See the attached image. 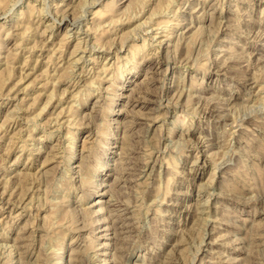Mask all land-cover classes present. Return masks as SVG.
<instances>
[{
  "label": "rangeland",
  "instance_id": "rangeland-1",
  "mask_svg": "<svg viewBox=\"0 0 264 264\" xmlns=\"http://www.w3.org/2000/svg\"><path fill=\"white\" fill-rule=\"evenodd\" d=\"M4 1L0 264H264V0Z\"/></svg>",
  "mask_w": 264,
  "mask_h": 264
},
{
  "label": "bare ground",
  "instance_id": "bare-ground-1",
  "mask_svg": "<svg viewBox=\"0 0 264 264\" xmlns=\"http://www.w3.org/2000/svg\"><path fill=\"white\" fill-rule=\"evenodd\" d=\"M1 1L3 2L4 0H0V5H1ZM52 1V0H51ZM82 1V0H81ZM162 1V0H161ZM5 2V1H4ZM3 2V3H4ZM10 2V1H9ZM171 2H172V0H171ZM170 2V3H171ZM2 3V4H3ZM6 3H7V0H6ZM5 3V4H6ZM50 3V2H49ZM161 4H162V2H160ZM166 3V2H165ZM188 3V2H187ZM186 3V4H187ZM8 4V3H7ZM6 4V5H7ZM44 4H46L45 2H44ZM79 4V3H78ZM82 4H83V2H82ZM100 4V3H99ZM159 4V3H158ZM4 5V4H3ZM5 5V6H6ZM160 5V4H159ZM169 6V5H168ZM51 7V6H50ZM54 7V6H53ZM58 7V6H57ZM81 7V6H80ZM208 7V6H207ZM3 8V7H2ZM6 8V7H5ZM169 9V8H168ZM153 10V9H152ZM10 11V10H9ZM154 11H156V10H154ZM110 13V12H109ZM151 13H153V11L151 12ZM157 14H158V12H156ZM213 13V12H212ZM4 14V13H3ZM39 14V13H38ZM96 14H97V16H99V18L101 17V19L102 18H104L105 16H106V12L105 11H103V9L101 10V8L100 9H97V11H96ZM155 14V13H154ZM65 14H63V16H64ZM109 15V14H108ZM107 15V16H108ZM156 15V14H155ZM136 16V15H135ZM198 16V15H197ZM109 17H111V16H109ZM217 17V16H216ZM28 18H30V17H28ZM218 18V17H217ZM30 20V19H29ZM40 21H41V19H40ZM53 21V20H52ZM68 21V20H67ZM151 21V20H150ZM210 21V20H209ZM214 21V20H213ZM142 22V21H141ZM160 22V21H159ZM158 22V23H159ZM163 22V21H162ZM170 22V21H169ZM222 22V21H221ZM74 23V22H73ZM92 23V22H91ZM168 22H163V24H167ZM1 24V23H0ZM95 24V23H94ZM104 24V23H103ZM102 24V25H103ZM140 24V23H139ZM145 24V23H144ZM151 24V23H150ZM20 26H21V24H19ZM99 25V24H98ZM158 25H161V24H158ZM191 25V24H190ZM39 26V25H38ZM89 26V25H88ZM204 26V25H203ZM3 27V26H2ZM15 27V26H14ZM18 27V26H17ZM27 27H28V25H27ZM26 27V28H27ZM97 27V26H96ZM95 26H94V28H96ZM99 27V26H98ZM141 27V26H140ZM165 27V26H164ZM196 27V26H195ZM25 28V27H24ZM25 28V29H26ZM143 28V27H142ZM149 28V27H148ZM200 28H201V26H200ZM29 29V28H28ZM35 29V28H34ZM96 29H98V28H96ZM151 29V28H150ZM2 30V29H1ZM155 30V29H154ZM185 30V29H184ZM10 31H11V29H10ZM107 31V30H106ZM27 32V31H26ZM22 33V32H21ZM24 33V32H23ZM42 33V32H41ZM101 34H102V32H101ZM164 34V33H163ZM178 34V33H177ZM124 35V34H123ZM24 36H26V35H24ZM63 36V35H62ZM65 36V35H64ZM122 36V35H121ZM173 36V35H172ZM180 36V35H179ZM51 37V36H50ZM44 38V37H43ZM125 38V37H124ZM82 39V38H81ZM163 40V39H162ZM60 41V40H59ZM86 41H87V39H86ZM19 42V41H18ZM22 42V41H21ZM48 42V41H47ZM63 42V41H62ZM98 42V41H97ZM20 43V42H19ZM38 43V42H37ZM80 43V42H79ZM94 43V42H93ZM92 43V44H93ZM76 44H77V42H76ZM91 44V43H90ZM101 44V43H100ZM159 44H160V42H159ZM2 45V44H1ZM78 45V44H77ZM99 45V44H98ZM135 45V44H134ZM5 46V45H4ZM16 46V45H15ZM39 46V45H38ZM53 46V45H52ZM59 46H61V41H60V45ZM141 46V45H140ZM139 45H136V46H134V51H133V57L134 58H136L137 57V54H138V52L141 50V49H143V48H141V49H139V47H140ZM1 47V46H0ZM3 47V46H2ZM19 47H20V45H19ZM33 47V46H32ZM35 47V46H34ZM41 47V46H40ZM77 47V46H76ZM99 47V46H98ZM108 47V46H107ZM107 47H106V49H107ZM101 48H103V47H101ZM100 48V49H101ZM4 49V48H3ZM3 49H2V51H3ZM7 49V48H6ZM31 49V48H30ZM75 49V48H74ZM86 49V48H85ZM109 49V48H108ZM83 50H84V47H83ZM1 51V50H0ZM19 51V50H18ZM56 51V50H55ZM132 51V50H131ZM54 52V51H53ZM73 52V51H72ZM84 52V51H83ZM82 52V53H83ZM223 52V51H222ZM248 52V51H247ZM0 53H2V52H0ZM16 53V52H15ZM15 53H13V56H14V54ZM132 53V52H131ZM245 53V52H244ZM54 54V53H53ZM59 54H61V53H59ZM236 54V53H235ZM247 54V53H246ZM9 55V54H8ZM71 55V54H70ZM75 55V54H74ZM241 55V54H240ZM49 56V55H48ZM125 56H126V54H125ZM11 57V56H10ZM60 57V56H59ZM117 57V56H116ZM123 57V56H122ZM259 57H261V55L259 56ZM133 58V59H134ZM231 58V57H230ZM7 59V58H6ZM24 59V58H23ZM56 59V58H55ZM58 59V58H57ZM65 59V58H64ZM89 59V58H88ZM99 59V58H98ZM233 59H235V58H233ZM259 59V58H258ZM45 60V59H44ZM78 60V59H77ZM248 60L250 61V59L248 58ZM260 60V59H259ZM235 61V60H234ZM251 62V61H250ZM226 63V62H225ZM36 64V63H35ZM48 64V63H47ZM75 64V63H74ZM105 64V63H104ZM224 64V63H223ZM21 65V64H20ZM115 65V64H114ZM34 66V65H33ZM73 66V65H72ZM248 66V65H247ZM251 66V65H250ZM5 67V66H4ZM14 67V66H13ZM46 67V66H45ZM68 67V66H67ZM70 67V66H69ZM94 67V66H93ZM100 67V66H99ZM103 67V66H102ZM105 67H107V65L105 66ZM104 67V68H105ZM108 67H110V65L108 66ZM221 67V66H220ZM10 68V67H9ZM32 68V67H31ZM103 68V69H104ZM7 69V68H6ZM14 69V68H13ZM47 69V68H46ZM69 69V68H68ZM67 69V70H68ZM71 69V68H70ZM91 69V68H90ZM98 69V68H97ZM103 69H101L102 71H103ZM106 69V68H105ZM108 69V68H107ZM106 69V70H107ZM3 70H5V68H3ZM9 70V69H8ZM16 70V69H15ZM65 70V69H64ZM89 70V69H88ZM12 71V70H11ZM45 71V70H44ZM43 71V72H44ZM69 71V70H68ZM72 71V70H71ZM90 71V70H89ZM108 71H109V69H108ZM112 71V70H111ZM243 71V70H242ZM1 72V71H0ZM10 72V71H9ZM8 72V73H9ZM16 72V71H15ZM30 72V71H29ZM32 72V71H31ZM46 72V71H45ZM82 72V71H81ZM105 72V71H104ZM114 72V71H113ZM12 73V72H11ZM54 73V72H53ZM67 72H65V74H66ZM64 74V73H63ZM135 74V73H134ZM4 75V74H3ZM9 75V74H8ZM40 75V74H39ZM46 75V74H45ZM1 76V75H0ZM10 76V75H9ZM20 76V75H19ZM53 76H55V75H53ZM58 76V75H57ZM88 76V75H87ZM100 76V75H99ZM103 76V75H102ZM232 76V75H231ZM238 76V75H237ZM37 77V76H36ZM43 77V76H42ZM38 78V77H37ZM45 78V77H44ZM51 78V77H50ZM53 78V77H52ZM96 78V77H95ZM97 78H99V80H100V84L102 83V80H103V78L102 77H97ZM108 78H109V76H108ZM1 79H3V78H1ZM59 79H60V77H59ZM106 79V78H105ZM6 80V79H5ZM20 80V79H19ZM47 80V79H46ZM94 80V79H93ZM96 80H98V79H96ZM204 80V79H203ZM18 81V80H17ZM21 81V80H20ZM49 81V80H48ZM91 81V80H90ZM5 82V81H4ZM46 82V81H45ZM89 82V81H88ZM97 82V81H96ZM19 83V82H18ZM18 83H16V84H18ZM95 83V82H94ZM46 84V83H45ZM74 84V83H73ZM83 84V83H82ZM99 84V85H100ZM185 84V83H184ZM1 85V84H0ZM43 85V84H42ZM55 85V84H54ZM94 85H96V84H94ZM253 85V84H252ZM4 86V85H3ZM2 86V87H3ZM15 86H17V85H15ZM14 86V87H15ZM26 86V85H25ZM101 86V85H100ZM137 86V85H136ZM262 86H264V85H262ZM2 87H1V89H2ZM72 87H73V85H72ZM96 87H98V86H96ZM102 87V86H101ZM135 87V86H134ZM179 87V86H178ZM139 88V87H138ZM13 89V88H12ZM16 89V88H15ZM45 89V88H44ZM58 89V88H57ZM66 89H68V88H66ZM73 89V88H72ZM97 89V88H96ZM134 89V88H133ZM140 89V88H139ZM10 90V89H9ZM9 90H7L8 92H9ZM20 91H21V89H19ZM63 90V89H62ZM98 90H99V88H98ZM181 90H183V89H181ZM16 91V90H15ZM23 91V90H22ZM69 91V90H68ZM79 91V90H78ZM84 91V90H83ZM138 91V90H137ZM7 92V93H8ZM26 92V91H25ZM64 92H66V91H64ZM71 92V91H70ZM85 92V91H84ZM197 92V91H196ZM250 92H253V91H250ZM78 93V92H77ZM101 93V92H100ZM113 93V92H112ZM133 93H134V91H133ZM9 94V93H8ZM40 94H41V92H40ZM47 94V93H46ZM53 94H54V92H53ZM56 94V93H55ZM61 94H62V92H61ZM64 94V93H63ZM181 94V93H180ZM215 94V93H214ZM15 95V94H14ZM13 95V96H14ZM17 95V94H16ZM75 95V94H74ZM73 95V96H74ZM106 95V94H105ZM179 95V94H178ZM63 95H61V97H62ZM77 96V95H76ZM191 96V95H190ZM220 96V95H219ZM6 97V96H5ZM130 97V96H129ZM178 97V96H177ZM198 97V96H197ZM206 97V96H205ZM212 97V96H211ZM36 98V96H34V99ZM39 97H38V95H37V98L35 99V100H37ZM70 98V97H69ZM232 98V97H231ZM14 99V98H13ZM20 99V98H19ZM26 99V98H25ZM41 99V98H40ZM193 99V98H192ZM208 99V98H207ZM214 99V98H213ZM243 99H245V98H243ZM264 99V98H263ZM20 100H22V99H20ZM96 100V99H95ZM108 100H109V107H111V104L113 103V98H108ZM145 100V99H144ZM167 100V99H166ZM206 100V99H205ZM225 100V99H224ZM252 100V99H251ZM32 101H34V100H32ZM31 101V102H32ZM49 101V100H48ZM264 101V100H263ZM23 102H24V99H23ZM30 102V103H31ZM37 102H38V100H37ZM189 102V101H188ZM20 103V102H19ZM34 103H35V101H34ZM73 103V102H72ZM177 103V102H176ZM234 103V102H233ZM189 104V103H188ZM243 104V103H242ZM32 105V104H31ZM72 106H73V104H71ZM113 105V104H112ZM199 105V104H198ZM235 105V104H234ZM243 105H245V104H243ZM260 105V104H259ZM28 106V105H27ZM26 106V107H27ZM66 106V105H65ZM238 106V105H237ZM253 106H255V105H252V107ZM32 107V106H31ZM222 107V106H221ZM234 107H236V106H234ZM240 107H241V105H240ZM3 108V107H2ZM62 108V110H63V107H61ZM71 108V107H70ZM69 108V109H70ZM74 108V107H73ZM98 108V107H97ZM172 108V107H171ZM170 108V109H171ZM250 108V107H249ZM14 109V108H13ZM27 109H28V107H27ZM79 109V108H78ZM96 109V108H95ZM215 109V108H214ZM12 110V109H11ZM10 110V111H11ZM43 110V109H42ZM128 110L130 111V109L128 108ZM14 111V110H13ZM68 111H70V110H68ZM122 111V110H121ZM226 111V110H225ZM12 112V111H11ZM108 112H109V110H108ZM128 112V111H127ZM148 112H149V110H148ZM31 113V112H30ZM216 113V112H215ZM227 114H228V112H226ZM59 114V113H58ZM65 114V113H64ZM91 114V113H90ZM89 114V115H90ZM143 114V113H142ZM146 114V113H145ZM148 114V113H147ZM147 114H146V117H147ZM154 114V113H153ZM223 114H225V113H223ZM133 115V114H132ZM6 116V115H5ZM30 116V115H29ZM28 116V117H29ZM140 116V115H139ZM151 116V115H150ZM155 116V115H154ZM165 116V115H164ZM9 118L11 117V116H8ZM85 117V116H84ZM145 117V118H146ZM161 117V116H160ZM102 118V117H101ZM138 118V117H137ZM150 118V117H149ZM164 118V117H163ZM5 119H6V117H5ZM69 119H70V117H69ZM74 119V118H73ZM110 119V118H109ZM156 119H157V117H156ZM261 119V118H260ZM7 120V119H6ZM26 120V119H25ZM51 120V119H50ZM108 120V119H107ZM28 121V120H27ZM176 121V120H175ZM61 122H62V120H61ZM130 122H132V121H130ZM226 122V121H225ZM4 123H5V121H4ZM16 123V122H15ZM78 123V122H77ZM79 124V123H78ZM101 124V123H100ZM109 125L111 124L112 125V123H108ZM5 125V124H4ZM15 125V124H14ZM129 125V124H128ZM173 125V124H172ZM242 125V124H241ZM3 126V125H2ZM56 126V125H55ZM161 126V125H160ZM1 127V126H0ZM7 127V126H6ZM219 127V126H218ZM1 128H3V127H1ZM10 128V127H9ZM159 128V127H158ZM8 129V128H7ZM14 129V128H13ZM105 129V128H104ZM110 129V128H109ZM125 129H127V128H125ZM4 130V129H3ZM20 130V129H19ZM32 130H33V128H32ZM106 130V129H105ZM108 130V129H107ZM133 130V129H132ZM226 130V129H225ZM14 131V130H13ZM20 132V131H19ZM18 132V133H19ZM125 132V131H124ZM180 132V131H179ZM7 133V132H6ZM14 133V132H13ZM12 133V134H13ZM104 133H106V132H104ZM109 133V132H108ZM107 133V134H108ZM171 133V132H170ZM183 133V132H182ZM11 134V135H12ZM65 134V133H64ZM106 134V135H107ZM13 135H16V132H15V134H13ZM12 135V136H13ZM20 135V134H19ZM32 135V134H31ZM69 135V134H68ZM94 135V134H93ZM100 135H101V132H100ZM126 135V134H125ZM214 135V134H213ZM8 136H10V135H8ZM66 136V135H65ZM205 136V135H204ZM207 136V135H206ZM15 137V136H14ZM109 137V136H108ZM169 137V136H168ZM15 138H18L17 137V135H16V137ZM30 138V137H29ZM59 138V137H58ZM200 138V137H199ZM12 139V138H11ZM96 139V138H95ZM181 139V138H180ZM183 139V138H182ZM21 140V139H20ZM69 140V139H68ZM75 140V139H74ZM87 140V139H86ZM184 140V139H183ZM9 141H10V139H9ZM103 141V140H102ZM125 141V140H124ZM186 141V140H185ZM188 141V140H187ZM192 141V140H191ZM209 141V140H208ZM224 141V140H223ZM226 141V140H225ZM122 143H123V141H121ZM129 142V141H128ZM193 142V141H192ZM212 142V141H211ZM222 142V141H221ZM245 142H246V140H245ZM18 143V142H17ZM57 143V142H56ZM181 143V142H180ZM183 143V142H182ZM226 143V142H225ZM231 143V142H230ZM25 144V143H24ZM36 144V143H35ZM57 145V144H56ZM83 145V144H82ZM169 145V144H168ZM175 145V144H174ZM177 145V144H176ZM9 146V145H8ZM13 146H14V144H13ZM74 146V143H72V146L70 147V150H72L71 151V153L74 155L75 154V152H76V150H74L75 148L73 147ZM91 146V145H90ZM167 146V145H166ZM214 146V145H213ZM212 146V147H213ZM223 146V145H222ZM226 146V145H225ZM238 146V145H237ZM23 147V146H22ZM36 147V146H35ZM55 147V146H54ZM87 146L86 145H83V148H81L82 150L80 151V155H81V157H82V159H81V161H79V163L78 164H76V166L74 167V169H78V171L79 172H86L85 170V168H84V166L86 165V163L84 164V162H85V157H87V155L85 156V152L87 151V150H89V148H86ZM123 147V146H122ZM121 147V148H122ZM171 147V146H170ZM218 147V146H217ZM38 148V147H37ZM74 148V149H73ZM92 148V147H91ZM227 148V147H226ZM7 149V148H6ZM33 149V148H32ZM51 149H53V147L51 148ZM55 149V148H54ZM58 149V148H57ZM65 149V148H64ZM126 149V148H125ZM198 149V148H197ZM42 150V149H41ZM69 150V149H68ZM159 150V149H158ZM218 150V149H217ZM37 152L38 151H40V148L38 149V150H36ZM36 151H33V152H36ZM130 151V150H129ZM165 151V150H164ZM216 151V150H215ZM214 151V152H215ZM225 151V150H224ZM236 151V150H235ZM239 151V150H238ZM263 151V150H262ZM89 152H91V151H89ZM6 153V152H5ZM55 153H57V151L55 152ZM54 153V155H56ZM227 153V152H226ZM168 154V153H167ZM200 154V153H199ZM233 154V153H232ZM72 155V156H73ZM197 155V154H196ZM224 155H226V154H224ZM32 156H34V155H32ZM50 156V155H49ZM53 156V155H52ZM151 156V155H150ZM210 156V155H209ZM222 156H223V154H222ZM247 156V155H246ZM4 157V156H3ZM7 157V156H6ZM48 157V156H47ZM199 157V156H198ZM29 158V157H28ZM38 158V157H37ZM36 158V159H37ZM48 158H50V157H48ZM89 158V157H88ZM156 158V157H155ZM170 158V157H169ZM195 158V157H194ZM211 158V157H210ZM39 159V158H38ZM50 159H52V158H50ZM123 159V158H122ZM30 160V159H29ZM32 160H33V158H32ZM46 160H48V159H46ZM197 161H198V159H196ZM196 160H195V162H196ZM225 160V159H224ZM6 161V160H5ZM49 161V160H48ZM66 161V160H65ZM89 161V160H88ZM126 161V160H125ZM147 161H149V160H147ZM194 161V160H193ZM220 161V160H219ZM18 161H16V163H17ZM16 163H14V165L16 164ZM33 163V162H32ZM44 163H46V161L44 162ZM103 164V163H102ZM12 165V164H11ZM58 165V164H57ZM116 165V164H115ZM119 165V164H118ZM123 165V164H122ZM121 165V166H122ZM13 166V165H12ZM105 166V164H103V167ZM153 166V165H152ZM68 167H70V168H72L71 166H69V164H68ZM67 167V168H68ZM118 167V166H117ZM218 167V166H217ZM8 168V167H7ZM25 168V167H24ZM29 168V167H28ZM87 168V167H86ZM116 168V167H115ZM12 169V167L10 168V170ZM48 169V168H47ZM145 169V168H144ZM29 170V169H28ZM50 170V169H49ZM90 170V169H89ZM123 170V169H122ZM150 170V169H149ZM46 171V170H45ZM54 171V170H53ZM152 171V170H151ZM264 171V170H263ZM27 172H29V171H27ZM27 172H24V173H22V171H21V176H20V181L21 182H26L27 181V179L29 178V177H32L33 175H32V173H30L31 172V170H30V174L32 175H30L29 173H27ZM47 172V171H46ZM77 172V171H76ZM124 172V171H123ZM262 172V171H261ZM18 173H20V172H18ZM42 173V172H41ZM67 173V172H66ZM87 173V172H86ZM148 173H149V171H148ZM215 173V172H214ZM30 175V176H29ZM35 175V174H34ZM148 175V174H147ZM13 176V175H12ZM17 176V175H16ZM142 176V175H141ZM18 177V176H17ZM39 177V176H38ZM116 177V176H115ZM34 178V177H33ZM119 178V177H118ZM11 179V178H10ZM72 179V178H71ZM17 180H19V178L17 179ZM31 180V179H30ZM38 180V179H37ZM48 180V179H47ZM82 180V179H81ZM116 180V179H115ZM6 181H8V179L6 180ZM19 181V182H20ZM94 181V180H93ZM212 181V180H211ZM1 182H2V180H1ZM13 182V181H12ZM20 182V183H21ZM86 182V181H85ZM88 182V181H87ZM126 182V181H125ZM144 182V181H143ZM93 183H95V182H93ZM208 183H209V181H208ZM8 184H9V181H8ZM7 184V185H8ZM17 184H19V183H17ZM28 184V183H27ZM78 184V183H77ZM85 184V183H84ZM138 184V183H137ZM200 184V183H199ZM5 185V184H4ZM7 185H6V187H7ZM10 185V184H9ZM12 185V184H11ZM10 185V186H11ZM24 185V184H23ZM115 185V184H114ZM21 186H22V184H21ZM30 187V186H29ZM85 187V186H84ZM97 187V186H96ZM203 187V186H202ZM18 188V187H17ZM20 188V187H19ZM22 189H23V187H21ZM20 188V189H21ZM201 188V187H200ZM6 189V188H5ZM30 189V188H29ZM41 189V188H40ZM76 189V188H75ZM109 189V188H108ZM24 190H26V193H27V189H24ZM22 191V190H21ZM34 191V190H33ZM5 192V191H4ZM13 192V191H12ZM45 192H47L46 190H45ZM87 192V191H86ZM24 193V192H23ZM23 193H22V195L21 196H23ZM30 193H33V192H30ZM12 194V193H11ZM10 194V195H11ZM15 194V193H14ZM29 194V193H28ZM27 194V195H28ZM34 194V193H33ZM112 194V193H111ZM218 194V193H217ZM13 195V194H12ZM17 195V194H16ZM45 195V194H44ZM84 195V194H83ZM114 195V194H113ZM119 195V194H118ZM220 195H221V193H220ZM20 196V198H22ZM33 196V195H32ZM86 196V195H85ZM115 196V195H114ZM230 196V195H229ZM12 196H10V198H11ZM39 197V196H38ZM80 197V196H79ZM112 197V196H111ZM205 197V196H204ZM16 198V197H15ZM34 198V197H33ZM12 199V198H11ZM29 199H30V197H29ZM28 199V200H29ZM37 199V198H36ZM17 201H19L18 199H16ZM15 200V201H16ZM27 200V199H26ZM25 200V201H26ZM27 200V201H28ZM9 201H10V199H9ZM12 201H13V199H12ZM26 201V202H27ZM118 201V200H117ZM161 201H163V200H161ZM160 201V202H161ZM210 201V200H209ZM4 202V201H3ZM25 202V203H26ZM32 202V201H31ZM30 202V203H31ZM109 202V199H106V198H102V197H99V198H97L96 199V201H95V203H93L92 204V206L93 207H95L96 209H94L93 211H94V215H96L93 219V221H94V230H93V233L92 234H95L96 233V230L98 229V228H101V227H103V224H106V222L109 220L106 216H103V214L104 213H106V212H108V210H107V208L105 207V205H106V203H108ZM207 202H208V200H207ZM206 202V203H207ZM16 203V202H15ZM18 203H20V202H18ZM29 203V202H28ZM197 203V202H196ZM202 203H204V202H202ZM13 204V203H12ZM64 204V203H63ZM6 205H8V204H6ZM5 205V206H6ZM19 205V204H18ZM83 206V205H82ZM127 206V205H126ZM189 206V205H188ZM196 206V205H195ZM215 206V205H214ZM22 207H24L23 205H22ZM197 207V206H196ZM17 208V207H16ZM76 209V208H75ZM113 209V208H112ZM111 209V210H112ZM186 209V208H185ZM17 210V209H16ZM19 210V209H18ZM210 210V209H209ZM64 211H66V210H64ZM92 211V212H93ZM119 211V210H118ZM195 211H197V210H195ZM201 211V210H200ZM11 212V211H10ZM18 212V211H17ZM16 212V214H18ZM71 212V211H70ZM109 212H110V206H109ZM113 212H114V210H113ZM9 213V212H8ZM123 213V212H122ZM65 214H66V212H65ZM101 214V215H100ZM70 215H71V213H70ZM110 215V214H109ZM111 215H112V213H111ZM120 215V214H119ZM128 215V214H127ZM2 216V215H1ZM5 216V215H4ZM8 216V215H7ZM37 216V215H36ZM89 216V215H88ZM209 216V215H208ZM13 217H14V215H13ZM200 218H201V216H199ZM205 217V216H204ZM203 217V218H204ZM211 217H212V215H211ZM1 218V217H0ZM2 218H3V216H2ZM6 218V217H5ZM8 218V217H7ZM202 218V219H203ZM209 218V217H208ZM215 218V217H214ZM35 219V218H34ZM205 219V218H204ZM212 219V218H211ZM260 219V218H259ZM5 220V219H4ZM11 220V219H10ZM207 220V219H206ZM205 220V221H206ZM2 221V220H1ZM129 221V220H128ZM203 222V221H202ZM54 223V222H53ZM92 223V222H91ZM207 223V222H206ZM205 223V224H206ZM212 223V222H211ZM100 224V225H99ZM18 225V224H17ZM107 225V224H106ZM113 225V224H112ZM117 227V226H116ZM23 228V227H22ZM75 229V228H74ZM80 229V228H79ZM110 228H109V226H104L101 230H109ZM116 229V228H115ZM123 231V230H122ZM184 231V230H183ZM212 231V230H211ZM4 233V232H3ZM1 235V234H0ZM84 235V234H83ZM221 235V234H220ZM20 236V235H19ZM18 236V237H19ZM92 236V235H91ZM94 236V235H93ZM96 236V235H95ZM120 236V235H119ZM23 237V236H22ZM30 237V236H29ZM98 237V236H97ZM101 238H107L106 237V235H101L100 236ZM115 237V236H114ZM75 238V237H74ZM83 238V237H82ZM92 238H94V240H95V237H92ZM99 238V237H98ZM18 239V238H17ZM23 239V238H22ZM97 239V238H96ZM118 239V238H117ZM92 240V239H91ZM93 241V240H92ZM91 241V242H92ZM115 241V240H114ZM29 242H31V241H29ZM87 242L89 243V241L87 240ZM118 242V241H117ZM117 242H116V244H117ZM25 243H26V241H25ZM28 243V242H27ZM14 244V243H13ZM71 244V243H70ZM85 244V243H84ZM87 244V243H86ZM3 245V244H2ZM18 245H20V244H18ZM25 245V244H24ZM120 245V244H119ZM10 246V245H9ZM22 246V245H21ZM101 246L104 248H106L107 249V247L108 246H110V243H109V241H104L103 242V244H101ZM113 246V245H112ZM12 247H13V245H12ZM20 247V246H19ZM25 247V246H24ZM22 248V247H21ZM84 248V247H83ZM82 248V249H83ZM10 249V248H9ZM16 249V248H15ZM69 249H72V250H70V253H69V251H68V253H67V256H66V258H65V256H64V258H65V261L62 263L61 261L62 260H60V261H58V264H80L81 262V256L80 255H78V250L76 251V249H74L73 247H70ZM115 249V248H114ZM215 249V248H214ZM3 250V249H2ZM11 258L10 259H13V260H15V254L16 253H14V249L13 248H11ZM33 250V249H32ZM114 251V250H113ZM63 252H65L64 250H63ZM19 253V252H18ZM22 253V252H21ZM64 254V253H63ZM103 254H109V252L108 253H106V252H104ZM118 254H120V253H118ZM37 255V254H36ZM85 255V254H84ZM83 255V256H84ZM114 255V254H113ZM8 256V255H7ZM10 256V255H9ZM63 256V255H62ZM121 256V255H120ZM37 257V256H36ZM91 257V256H90ZM98 257V264L100 263V261H102V263L101 264H108V260L106 259V258H100L99 256H97ZM118 257V256H117ZM20 258V257H19ZM39 258V257H38ZM63 258V257H62ZM93 258V257H92ZM100 258V259H99ZM205 258V257H204ZM9 259V258H8ZM9 259V260H10ZM116 259V258H115ZM114 259V260H115ZM4 260V259H3ZM117 260V259H116ZM146 261V260H145ZM8 262V261H7ZM4 263V262H3ZM16 263V262H15ZM21 264V263H20ZM26 264V263H25ZM28 264V263H27ZM116 264V263H115ZM122 264V263H121Z\"/></svg>",
  "mask_w": 264,
  "mask_h": 264
}]
</instances>
